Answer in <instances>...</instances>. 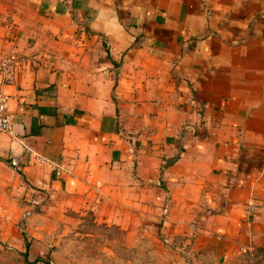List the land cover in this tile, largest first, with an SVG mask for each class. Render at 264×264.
I'll return each mask as SVG.
<instances>
[{"label": "crops", "instance_id": "crops-1", "mask_svg": "<svg viewBox=\"0 0 264 264\" xmlns=\"http://www.w3.org/2000/svg\"><path fill=\"white\" fill-rule=\"evenodd\" d=\"M5 2L0 198L131 191L164 234L264 247V0Z\"/></svg>", "mask_w": 264, "mask_h": 264}, {"label": "rangeland", "instance_id": "rangeland-1", "mask_svg": "<svg viewBox=\"0 0 264 264\" xmlns=\"http://www.w3.org/2000/svg\"><path fill=\"white\" fill-rule=\"evenodd\" d=\"M5 3L0 0V64L10 50ZM90 199L21 209L0 198V264H264V247L221 234H164L163 222L148 216L156 212L133 203L131 191Z\"/></svg>", "mask_w": 264, "mask_h": 264}, {"label": "built area", "instance_id": "built-area-1", "mask_svg": "<svg viewBox=\"0 0 264 264\" xmlns=\"http://www.w3.org/2000/svg\"><path fill=\"white\" fill-rule=\"evenodd\" d=\"M19 56L15 50H9L0 64V132L14 133V113L10 110V94L2 85L15 79ZM31 152L40 162L50 161L48 157L32 149Z\"/></svg>", "mask_w": 264, "mask_h": 264}, {"label": "trees", "instance_id": "trees-1", "mask_svg": "<svg viewBox=\"0 0 264 264\" xmlns=\"http://www.w3.org/2000/svg\"><path fill=\"white\" fill-rule=\"evenodd\" d=\"M26 250L23 252L24 253V255H25V258L26 259H28V257H29V247H30V242L26 239ZM35 261H39V260H41V258H39V257H36L35 259H34Z\"/></svg>", "mask_w": 264, "mask_h": 264}]
</instances>
